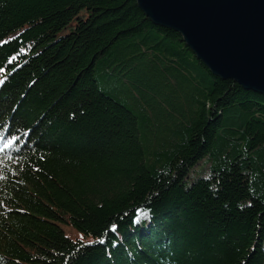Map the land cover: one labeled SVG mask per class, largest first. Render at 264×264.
I'll return each instance as SVG.
<instances>
[{
	"label": "trees",
	"instance_id": "16d2710c",
	"mask_svg": "<svg viewBox=\"0 0 264 264\" xmlns=\"http://www.w3.org/2000/svg\"><path fill=\"white\" fill-rule=\"evenodd\" d=\"M263 243L264 94L135 0H0V264H264Z\"/></svg>",
	"mask_w": 264,
	"mask_h": 264
},
{
	"label": "water",
	"instance_id": "95a60500",
	"mask_svg": "<svg viewBox=\"0 0 264 264\" xmlns=\"http://www.w3.org/2000/svg\"><path fill=\"white\" fill-rule=\"evenodd\" d=\"M210 71L264 94V0H135Z\"/></svg>",
	"mask_w": 264,
	"mask_h": 264
},
{
	"label": "rangeland",
	"instance_id": "374dc122",
	"mask_svg": "<svg viewBox=\"0 0 264 264\" xmlns=\"http://www.w3.org/2000/svg\"><path fill=\"white\" fill-rule=\"evenodd\" d=\"M201 165H203V163H202L201 161L198 162V163L196 164V166L194 167V172H192L193 175L195 174L196 169H199V168L201 167ZM203 172H206V171L203 170ZM135 220H136L138 223H140V222H142V221H147V220H148V216H147V214H146L145 212L140 211L139 215L136 217ZM63 228H64V231H65V233H66L67 235H69V236H73V237L77 235V233L72 232V231L68 228V226L63 225ZM263 244H264V243H263Z\"/></svg>",
	"mask_w": 264,
	"mask_h": 264
},
{
	"label": "bare ground",
	"instance_id": "6f19581e",
	"mask_svg": "<svg viewBox=\"0 0 264 264\" xmlns=\"http://www.w3.org/2000/svg\"><path fill=\"white\" fill-rule=\"evenodd\" d=\"M208 68V67H207ZM209 69V68H208ZM210 70V69H209ZM211 72V71H210ZM212 73V72H211ZM213 74V73H212ZM253 91V90H252ZM257 92V91H256ZM204 175H207V173L206 174H204ZM169 207V206H168ZM168 218V217H167ZM137 222V221H136ZM139 228V227H138ZM170 239V238H169Z\"/></svg>",
	"mask_w": 264,
	"mask_h": 264
}]
</instances>
